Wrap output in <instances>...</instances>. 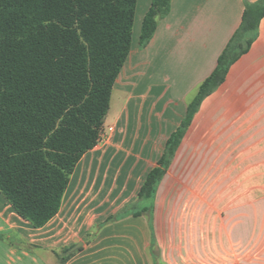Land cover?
Returning a JSON list of instances; mask_svg holds the SVG:
<instances>
[{
    "label": "crops",
    "instance_id": "crops-1",
    "mask_svg": "<svg viewBox=\"0 0 264 264\" xmlns=\"http://www.w3.org/2000/svg\"><path fill=\"white\" fill-rule=\"evenodd\" d=\"M258 1L171 0L141 46L148 0L113 86L124 105L77 163L58 213L33 228L0 194V264H264V16L190 118L163 178L176 180L186 162L184 185L202 187L201 215L170 221L158 193L150 213L137 209L145 176Z\"/></svg>",
    "mask_w": 264,
    "mask_h": 264
},
{
    "label": "trees",
    "instance_id": "trees-1",
    "mask_svg": "<svg viewBox=\"0 0 264 264\" xmlns=\"http://www.w3.org/2000/svg\"><path fill=\"white\" fill-rule=\"evenodd\" d=\"M136 4L0 0V194L33 228L58 213L77 163L99 142L113 86L131 49ZM170 5L171 0H151L141 23V46ZM263 16L264 0L246 5L214 71L199 85L157 165L145 176L139 201L154 200L190 118L247 52ZM151 211L145 207L141 213Z\"/></svg>",
    "mask_w": 264,
    "mask_h": 264
},
{
    "label": "rangeland",
    "instance_id": "rangeland-1",
    "mask_svg": "<svg viewBox=\"0 0 264 264\" xmlns=\"http://www.w3.org/2000/svg\"><path fill=\"white\" fill-rule=\"evenodd\" d=\"M148 0H137L136 6V16L133 27V39L135 40L138 32V26L140 21V16L142 10L147 6ZM117 93H113L111 96L110 110L107 114L106 119H111L114 117L113 115H117L118 110L122 105H124L126 96L117 97ZM167 98V97H166ZM104 137V133H103ZM186 160V156H183ZM180 162L182 164L183 162ZM179 168L183 170L180 172L179 176H176V180L172 181L164 179L161 183L163 187H158L157 193L160 198L158 204L161 207L160 210L164 214L165 217L169 218L170 221L174 220L175 216H182L181 214L191 211L196 212L198 216H200L203 211V192L202 187H188V185H184L187 179V168L186 162L183 165H178ZM156 193V195H157ZM154 200H142L137 209H144L145 207H151L154 205ZM197 221V220H196Z\"/></svg>",
    "mask_w": 264,
    "mask_h": 264
},
{
    "label": "built area",
    "instance_id": "built-area-1",
    "mask_svg": "<svg viewBox=\"0 0 264 264\" xmlns=\"http://www.w3.org/2000/svg\"><path fill=\"white\" fill-rule=\"evenodd\" d=\"M102 136H103V131L101 130V132H100V139H99V142H100ZM99 142H98V143H99Z\"/></svg>",
    "mask_w": 264,
    "mask_h": 264
}]
</instances>
